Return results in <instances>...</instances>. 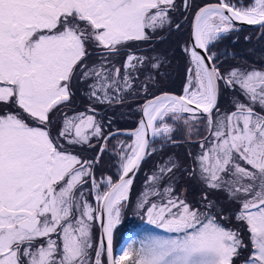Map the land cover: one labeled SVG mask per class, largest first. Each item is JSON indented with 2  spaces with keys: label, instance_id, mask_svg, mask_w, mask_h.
<instances>
[{
  "label": "snow or ice",
  "instance_id": "1",
  "mask_svg": "<svg viewBox=\"0 0 264 264\" xmlns=\"http://www.w3.org/2000/svg\"><path fill=\"white\" fill-rule=\"evenodd\" d=\"M174 0H0V264H236L240 250L249 246L238 231L219 221L223 209L213 214L215 203L204 193L203 210L165 187L159 203H150L147 193L136 209L147 223L173 236L149 235L134 247L129 242L114 254L113 231L120 223L124 202L129 200L133 180L148 154V132L171 139L173 121L184 119L191 133L200 117L214 139L210 147L201 144L195 157L199 179L209 190L224 191L229 202L239 205L235 220L245 224L251 245L243 264H264V71L231 69L222 73L209 44L234 28V21L264 29V0H252L248 7H236L219 0L201 8L193 30L195 43L185 49L192 67L184 95H164L143 107V119L131 133L134 140L120 152L117 182L106 180L100 192L92 179L97 208L80 192L91 176L93 162L82 161L68 146L89 144L102 134L93 115L65 117L53 138L49 113L69 101L74 79H87L94 70L85 63L89 48L103 49L106 56L119 55L128 42L149 39L146 29L155 31L168 22ZM155 10V11H153ZM178 27V26H177ZM264 35V33H262ZM196 49H202L198 52ZM143 57L127 56L124 69L135 67ZM158 68L159 64L152 65ZM120 69H116L119 76ZM89 87L97 100L98 91L115 88L104 73L95 71ZM128 76L124 85L128 86ZM221 83L236 89L234 110L218 115ZM193 84L195 85L193 89ZM101 100V102H103ZM246 101V102H245ZM94 111V110H91ZM104 148H101V152ZM176 167H161L148 177L156 185L163 174ZM190 175H196L195 169ZM219 217V219H218ZM100 221L103 243L91 261L92 223ZM55 235V239H53Z\"/></svg>",
  "mask_w": 264,
  "mask_h": 264
},
{
  "label": "flooded vegetation",
  "instance_id": "2",
  "mask_svg": "<svg viewBox=\"0 0 264 264\" xmlns=\"http://www.w3.org/2000/svg\"><path fill=\"white\" fill-rule=\"evenodd\" d=\"M250 1H252V0H227L228 3L235 5L236 7L240 6L239 3L244 2L247 4ZM217 3H219V0H174L173 6L169 9V11L167 13L168 18H169L168 22H166L162 28H157L155 31H153L151 29H146V33H147L149 39L142 41L143 43L144 42L146 43L145 45L133 47L132 45H130V43L133 42V41H131V42H128L127 47H125L121 50L119 55H110V56H106L104 54L103 49H95V48L90 47L89 48V56L85 60L87 68L93 69L94 67H97L99 65V66H102L103 68H105L106 70L113 67L115 72H116V69L119 68V66H118V64L116 65V63H114V62H116V60L122 59L123 67L119 68V69H121L122 71H128V70L124 69V63L127 59V56L129 54H131L135 57H143V58H144V56H149V54H147V53H142L143 55L140 56L138 53L135 52V50L144 49L146 47H149L151 44V41H153V40H157L158 41L157 43H163V44H169L170 42H174L173 44H175L177 42L180 45V47H182L185 38H187V44H188L189 31H190V26L192 23L194 13L199 8H201L205 5L217 4ZM153 11H155V10H153ZM262 30L263 29L261 27H252V28H242L241 29L237 25H234V28L232 30H230L228 33H223L220 35V38H218V42H216V44H217V49H216L217 55L215 56V64L217 67L220 68L222 73L227 74L231 69H234V68L240 69L241 71H248V70H253V69L264 71V52L260 51L261 46L257 42V38L261 34ZM157 43H155V45ZM226 43H228L229 47L226 46ZM187 44H186L185 49L187 48ZM236 44H239V47L236 48L234 46ZM155 45H154V53L151 54V56H153V59L148 60L146 65H147V70H149V69L151 70L153 68L152 65L155 63H158L159 67L152 69L151 72H153V73L151 75H149L148 78H152V77H155L156 75H158V73L160 72L161 64L163 63V60L161 57L162 55H161V53L159 54L157 52ZM233 46L235 47L234 49H233ZM144 52H146V51L144 50ZM186 56H187V60L189 62V57H188L187 53H186ZM87 59L89 61H92V62L91 63L87 62ZM258 59H260L261 62L257 63V61H255ZM140 64H141V62H139V61H136L134 63L135 67L132 68V70H131V72L134 74V76L137 73V71L135 73H134V71L139 69L138 65H140ZM136 65H137V68H136ZM187 68H188V66H187ZM96 69H93L94 70V72H93L94 76H95V70ZM125 73H127V72H125ZM186 73H187V69H186ZM112 77H113V73H112ZM90 79H91L90 77H88L87 79H84V80H88V82H87L88 86H86L87 87L86 90L91 89L89 86L91 85L92 80L90 81ZM81 80L82 79H79V80L74 79L72 81V84L70 87L71 93L72 92L74 93V91H75V89L73 87V83L75 81H78L80 83ZM128 81H129L128 86H125V89L132 87V85H133V79L129 78ZM147 81H150V80L145 79V82H147ZM105 83H107V80L105 81ZM157 87H160V86L159 85H156L154 87L151 86L150 90L158 91ZM109 89H111V88H109ZM109 89H107V92H111V90H109ZM121 89H124V88L122 87ZM146 89H148V87H146ZM136 90H139V88H137ZM142 91L143 92L146 91L144 87H143ZM100 92H104V91H100ZM235 98H239L242 101L244 99L242 96H240L238 87L236 89H225L223 87V84L221 83L220 97H219V110H218V112L213 113V118L215 119L218 115H223L225 113H230L231 111H233L234 110L233 101ZM98 102L102 105H105V106L108 103V101L101 102V100H99ZM4 110H6V109H4V106L0 105V111H4ZM89 110H94V109L90 108ZM65 112H66V109H64V104L62 103V104H60V106H58L56 109H53L49 113V119H50L51 123L49 124L48 127H49V131H50L51 135L53 136V138L57 137V134L62 127L63 115H65ZM76 112H85V110H74L73 112H70V114L76 113ZM89 113L94 114L93 112H89ZM184 115H186V114H184ZM186 116H189V115H186ZM95 120L97 121L96 118H95ZM199 121H200L199 130L201 132L199 131L197 135H194V137H192L191 139H188V140L177 139V140L171 141L172 143L169 142V143H171V145L182 144L181 146H185V148L187 145H189L187 142H189L191 144L190 145L191 148L185 149V151H184L185 159H186V166H188V164L190 163L189 168L191 170H193L195 167L192 165L194 164L195 156H196V153L198 151L197 148L193 149L192 147L200 145V150H201V144H204V146L206 148L210 147L211 142L214 139V137H212V135H211V131L209 130V128L207 126L206 119H204L203 117H200ZM201 122H203V123H201ZM97 124H99V126H100V123L98 121H97ZM203 124H204V128L201 129V126ZM110 132H112V130ZM110 132H108L106 134H101V136H99V137H91L90 145L89 144H83V145L68 146L66 141L62 140L61 142L64 143L66 147H70L72 154L77 155L78 158H80L82 161L93 162L91 171H94V169L95 170L98 169L101 174L102 173L107 174L108 165L110 164L111 159L113 158V156H118L119 150H120V152L122 151V149L118 145L115 144V146H114V142H113L114 139H111V136H113V135H108ZM123 139H125L127 141V144L131 140L129 137L123 138ZM102 147L104 148L103 152H101ZM149 147H150V145H149ZM75 148L77 149L76 151H75ZM161 149H162V147L155 149L153 151L149 150L148 156L150 154L156 152V151L161 150ZM190 149H191V151H190ZM156 163L154 164L153 168L149 172H145V178L142 181L141 186L143 185L146 177L148 175H150L154 171V169H156L155 168V167H157ZM184 170H185V167H181L175 173L176 174L178 173L179 177L182 175L184 177V174H182V172H184ZM185 173H186V170H185ZM191 176L192 175L187 173L185 175V180L189 184H191L192 186H194L196 188L193 190H199V192H197L196 195L194 196V192L192 190H189V188H188L189 185H188V187L183 186L181 188V189H183V191L181 189H179V191H178V193H180V194L182 193V197H183L182 199H185L186 202L189 203L193 208H195V209L201 208V210H202L203 205H206L205 201H204V203L202 202L203 201L202 197H203L204 193H207L208 199L212 200L216 204L218 211L220 212V210L223 209V215L226 217V219L220 220V223L221 222L223 223L224 221L229 222L230 220L234 221L235 220V213L239 209L238 203L229 202L226 199V194L224 191L209 190L199 180V182H200L199 185L201 186V189H200L197 186L198 183L195 182L194 179L190 178ZM165 178L162 180H165ZM196 180H197V178H196ZM91 187H92L91 180L88 179L87 183L80 188V191L77 192L79 195H80V192H82L84 199H86L89 204H90V202H92V199H93ZM158 188H161V186L158 185ZM140 189H141V187H140ZM158 192L159 193L163 192V189L161 191L158 190ZM79 195H77V197H79ZM193 200H195V203L192 202ZM193 204H195V205H193ZM218 219H219V217H218ZM91 223H92L91 235H92L93 249L91 250L90 259H91V261L94 262L95 250L97 248V239H98L99 229H98L97 221H93ZM229 227L230 228H228V229L238 231L233 226V224H229ZM55 238H56L55 235H53V239H55ZM101 260H102V264H106L104 252L102 253Z\"/></svg>",
  "mask_w": 264,
  "mask_h": 264
},
{
  "label": "trees",
  "instance_id": "3",
  "mask_svg": "<svg viewBox=\"0 0 264 264\" xmlns=\"http://www.w3.org/2000/svg\"><path fill=\"white\" fill-rule=\"evenodd\" d=\"M262 33H264V29L261 31V34L258 36L257 42L261 46L260 51L264 52V35H262ZM157 42H158L157 40H153L151 41V44L149 47H146L144 49L135 50V52L138 53L140 56L143 55L142 53H147L149 54V56H144L143 62L140 65H138L139 69L134 71V73L136 71L137 73L135 74V76L133 74L132 87H129L126 89L125 87H123L124 89H119L116 92V94L113 96L115 100L113 105L105 106V105L100 104L98 102L99 100H97L96 98L86 97L85 90L87 88L86 86H88L87 84L88 80L82 79L80 83L78 81H75L73 83V87L75 91L74 93L72 92V95L69 101L63 103L64 109H66V112H73L74 110H86L89 112H93L94 113L93 115L95 116L97 121L100 123L102 134H106L112 130V126L121 125L125 122L129 123V128H133L139 116V107L141 106L142 102L145 99H148L161 92H171L174 94H180L182 92V88L185 82L186 69L188 66V60H187V56L185 52L187 38H185L182 47H180V45L177 42L175 44H173L174 42H170L169 44H163V43H157ZM155 43L157 44L155 45ZM145 44L146 43L145 42L143 43L142 41H133L130 43V45H132L133 47H137V46L145 45ZM154 45H155V48L157 49V52L159 54L161 53L162 55L161 57H162L163 63L161 64L160 69L162 70L163 73L164 71L166 73L163 76L164 77L162 80L163 87L160 88L161 90L152 92V90H150L151 86L154 87L158 85L159 83L157 82V80L160 79V77H162L163 75L162 72H159L160 74L158 73V75H156L155 77L148 78L150 81L145 82V79L147 80V77L153 73L151 72L152 69L147 70L146 63L148 62V60L153 59V56H151V54L154 53ZM226 46L229 47L228 43H226ZM234 46L237 48L239 47V44H236ZM234 46H233V49L235 48ZM214 47L217 49L216 45H214L213 48ZM144 50L146 52H144ZM255 61H257V63L261 62L260 59L255 60ZM87 62L91 63L92 61H89L87 59ZM114 63H116V65L118 64L119 68L123 67L122 59L116 60V62ZM136 68H137V65H136ZM143 87L146 90L145 92L142 91ZM146 87H148V89H146ZM137 88H139V90H136ZM170 90H173V91H170ZM147 91L148 92L151 91V93H148ZM122 105L123 107H121ZM90 108L94 109V111L89 110ZM187 143L191 145L189 142ZM181 145L182 144H178V145L167 144L164 147H162L161 150L150 154L141 164L133 180L127 206L124 208L123 213H122L124 219L119 223V225L116 226L113 232V242L112 243H113L114 250L122 241V239H118V232L120 228L122 227V225L125 226L126 224L125 219L127 218L131 210L133 199L136 197L137 193L140 190L141 183L145 178V172H149L153 168L154 164L158 162V160H161L162 158H163L162 160H164L166 159L165 156H168L172 153L176 157L183 156L185 158V153L183 152V149H185V146H181ZM76 150L77 149L75 148V151ZM170 151L171 153H169ZM182 174H184V172H182ZM183 186H187L189 190H192L194 192V196L196 195L197 192H199V190H193L196 188L192 186L191 184H189L182 175L180 176V180H178L177 182V186H176L177 191H179V189H181ZM192 202L195 203V200H193ZM229 224H233V226L240 233L241 238L249 246L247 251H245L244 249L240 250V257L236 259V264H241L243 262V259L250 254L251 245L249 241V234L247 232L245 224H242L241 222H238L236 220L234 221L230 220L229 222L225 223L227 228H230Z\"/></svg>",
  "mask_w": 264,
  "mask_h": 264
},
{
  "label": "rangeland",
  "instance_id": "4",
  "mask_svg": "<svg viewBox=\"0 0 264 264\" xmlns=\"http://www.w3.org/2000/svg\"><path fill=\"white\" fill-rule=\"evenodd\" d=\"M251 2L252 1H250L247 4L244 3V2L243 3H239V5H240L239 7H248L251 4ZM216 42H218V39L215 40V41L210 42L209 49H208V54L214 53L215 56L217 55L216 48L215 47L213 48L214 44L217 46ZM135 62L136 61L134 60L133 63H135ZM190 67H192V65L190 63V56H189V62H188V68H187V73H186L185 85L188 82V78H189L188 69ZM93 69H96L95 71H100V72L104 73V75L108 77L107 83H111L113 78H115V79H117L119 81V84L115 88L109 89V90H111V92H107L108 96H109V99L103 100L104 92L98 91V93H97V95H99L101 97V100H103V102L104 101H108L107 106H111V105L114 104L115 100H114L113 96L116 94V92L119 89H121L122 87H125V85H124V77H125V75L130 77V79H133V73L131 72L132 68H128L127 69L128 71H126L127 73H125V71H122L120 69L119 76H116V72H115L113 67H111L110 69L106 70L102 66L98 65L97 67H94ZM152 69H154V68H152ZM160 72H162L161 69H160ZM112 73H113V77H112ZM165 73L166 72L164 71L162 77H160V79L157 80V82L159 83L158 85L160 86V87H157L158 88L157 90H161L160 88L163 87V85H162L163 81L162 80L164 78L163 76L165 75ZM90 78H92L91 79L92 80L91 85H92V84H94L96 82V77L93 74L92 76H90ZM147 80H149L148 77H147ZM128 83H129V81H128ZM194 87H195V85L193 84V89H194ZM91 91H92V89L85 90L86 97L94 98V97H92L90 95ZM170 91H173V90H170ZM152 92H154V91H152ZM148 93H151V91H149ZM121 107H123V105ZM124 111H125V109H124ZM80 113H84L85 115H93V114L89 113V111H86V110H85V112H76V113H71V114H70V112H65V115H63V121H64L65 117L71 118V117H74V116H78ZM182 115H183L184 119H187L189 117V116H186L184 114H182ZM184 119L173 121L171 118H166V122L169 125H171L173 127V129H174L173 132L170 134L171 135V139H166V138H163V137H153L152 140H151V143H150L149 150L153 151V150L158 149L160 147H164L167 144L170 145L172 142L169 143V141H171V140L172 141L173 140H177V139L188 140V139H191L192 137H194V135H197L198 132L200 131L199 130L200 121L198 120L197 122H193V127L191 129V133H189V129L185 125ZM201 123H203V122H201ZM62 126H63V123H62ZM128 128H129V123L125 122V123H123L121 125L112 126V131L121 130V129H128ZM203 128H204V124L201 126V129H203ZM93 137H95V136H93ZM123 138H128V137L126 135H124V134H117V135L111 136V139H114L113 140L114 146L116 144L122 150L127 151L128 150V146L132 144V142L134 140V137H129L131 140L129 141L128 144H127V141L125 139H123ZM188 148H191V146L187 145L185 149H188ZM192 148L193 149L194 148L198 149L195 157H197L198 155L201 154L200 145L193 146ZM171 149H173V148H171ZM185 149H183V152L185 151ZM190 151H191V149H190ZM169 153H171V151ZM119 154H120V150H119ZM119 154H118V156H113V158L111 159V162L108 165L107 174L106 173H102L101 174L98 169H96V170L94 169V171H91V176L85 178L86 180H88V179L91 180V183H92V179L94 178L95 181L99 184V189L98 190L100 192H103V191L107 190L106 180L108 178H111L113 180V182H115L116 179L118 178V175H120L119 165H120L121 159H120V155ZM165 158L166 159H164V160H162L163 158L161 160H158V162L156 163L157 167H155L156 169H154V171L150 175H148L146 177L143 185L141 186V189L137 193L136 197L133 199L131 210H130L127 218L125 219V223L126 224H125V226L122 225V227L120 228V230L118 232V239H122V242H120V244L115 248L114 254H118L120 252V250L122 248H124L130 241L134 242V244H133L134 247H139V242L141 240H143L145 237L149 236V235H158V236H162V237H168V236L175 235L174 233H167V232H165L162 229H158L154 225H149L147 223V217L143 214V212L142 211H138L136 209L137 201L141 198L142 194H144V193L148 194L147 195V199L149 200L150 203H159L161 201V196L154 195L153 193L158 192V190L161 191L162 189L164 191V188L168 187V186H171L172 188H174V193H173L174 196H179L181 199L183 198L182 197V193L181 194L178 193V191L176 189L177 182H178V180H180V177H179V174L178 173L176 174L175 172L178 169H180L181 167H185V170H186V173H185V170H184V179H185V175L187 173L190 174V172L192 171L189 168L190 163L188 164V166H186V159L183 156L182 157H176V156H174L173 153L168 155V156H165ZM173 164H175L176 167L173 169L172 173L163 174L162 179H164L166 177L165 180L161 179L159 181L160 183H158L156 185H152V184H150L148 182V177L153 176L154 174H156V175L160 174L161 167H172ZM192 166H195V165L193 164ZM194 169H195L196 175H192L190 178L194 179V181L198 183L197 186L201 189V186L199 185L200 184V182H199V180H200L199 179V168H198V166H195ZM195 177L197 178V180H196ZM158 185H160L162 189L158 188ZM91 190H92V187H91ZM181 190L183 191V189H181ZM79 191H80V189H79ZM162 193L163 192H161V194ZM76 195H79V194L76 193ZM92 196H93V199H92V202H90V205L93 207V209H96L97 208V201L95 200V193L93 191H92ZM202 202L204 203V201H202ZM204 207H205V205H203V209H204ZM197 209L201 210V208H197ZM123 210H124V207L121 210L120 222L124 219L123 218V214H122ZM212 211H213V214H216V213L219 212L217 207H215L214 210H212ZM225 223H226V221H224L223 223L221 222V224L223 226H226ZM246 229H247V227H246ZM241 264H243V262Z\"/></svg>",
  "mask_w": 264,
  "mask_h": 264
},
{
  "label": "water",
  "instance_id": "5",
  "mask_svg": "<svg viewBox=\"0 0 264 264\" xmlns=\"http://www.w3.org/2000/svg\"><path fill=\"white\" fill-rule=\"evenodd\" d=\"M209 5H215V4H209ZM209 5H205V6H203V7H206V6H209ZM203 7H201V8H203ZM201 8H199V9L194 13V16H193V19H192V23H191L190 31H189V39H188V44H187L188 49H189L190 47H192V45L195 43L194 38H193V30H194V25H195V23H196V19H195V18H196V14H197V12H198ZM233 24H234V25H237V26H238L239 28H241V29H242V28L260 27L259 25H249V24L243 23V22H241V21H234ZM196 50H197L198 52H201V53L203 52L202 49H196ZM164 95H169V96H181V95H184V88H183V91H182V93H181L180 95H177V94H174V93H169V92H163V93H159V94H157V95H155V96H153V97H151V98L145 100V101L142 103L141 107H140L139 116H138V119H137L136 125H135L133 128H131V129L115 130V131L110 132L108 135L126 134V135H130V136H132L131 133L134 132V131L139 127L140 121L144 118V117H143V107H144L147 103H149V102H151V101H154V100H156V98L161 97V96H164ZM185 114H186V115H190V114H187V113H185ZM132 137H133V136H132ZM146 138H147L148 141H149L148 147H147V149H146L147 153L149 154V150H148V149H149V145H150V143H151V137H150L149 134H147V137H146ZM148 154H147V155H148ZM147 155L145 156V158L147 157ZM145 158H144V159H145ZM144 159L141 161V163H140L138 169L134 170L133 173H130V174H129V178H131L132 180H134V178H135V176H136V174H137V172H138V170H139V168H140L142 162L144 161ZM118 179H119V175H118V178L116 179L115 182H117ZM131 186H132V185H131ZM131 186H130V189H129V195H130V191H131ZM127 202H128V201L124 202V207H126ZM97 225H98V229H99L98 239H97V248L101 245V242H102V241H103V243H104V245H105V248H106V243H107V241H106V238L103 237L102 229H101V226H100V221H97ZM104 257H105V262H106V264H107V253H106V250L104 251Z\"/></svg>",
  "mask_w": 264,
  "mask_h": 264
},
{
  "label": "bare ground",
  "instance_id": "6",
  "mask_svg": "<svg viewBox=\"0 0 264 264\" xmlns=\"http://www.w3.org/2000/svg\"><path fill=\"white\" fill-rule=\"evenodd\" d=\"M192 47H190L189 49H191ZM188 83V82H187ZM187 85V84H186ZM185 85V86H186ZM185 94V93H184ZM148 134L150 135L151 138H153V136L151 135V132H148Z\"/></svg>",
  "mask_w": 264,
  "mask_h": 264
}]
</instances>
